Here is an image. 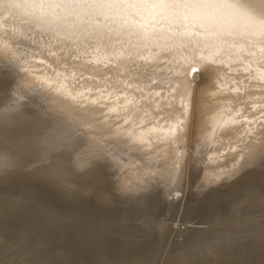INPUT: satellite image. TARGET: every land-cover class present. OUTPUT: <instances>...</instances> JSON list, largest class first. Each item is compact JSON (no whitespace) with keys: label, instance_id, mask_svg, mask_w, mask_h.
<instances>
[{"label":"bare ground","instance_id":"1","mask_svg":"<svg viewBox=\"0 0 264 264\" xmlns=\"http://www.w3.org/2000/svg\"><path fill=\"white\" fill-rule=\"evenodd\" d=\"M218 2L233 7L221 9L210 23L191 30L231 33V36L212 44L205 42L195 53L178 42L161 40L158 44L144 45L138 43L135 36L128 35L81 38L75 45L69 41L70 46L79 48L82 59L76 64L82 67H78L75 78H70L66 86L73 95L77 90L82 91V86L92 89L87 99L78 97L76 101L56 91L55 84L51 89L42 84L54 79L50 68L60 70L57 57L51 55L52 52L60 54L55 42L49 43L35 34L29 38L26 26L4 14L0 19V69L12 66L13 71L0 72V264H136L135 260L140 258L143 261L138 264L153 263L155 258H160V250L148 251L151 247L147 239L141 232L135 233L137 230L131 234L142 236L148 244L146 250L140 238L128 241L130 237L123 234L133 228V222L140 220L138 216H144L139 224L142 226L148 218L160 213L161 208L157 211L156 204L167 205L175 211L174 205L178 204L174 202L178 197L174 199V192L164 191L178 181H161L156 194L147 202L119 196L116 192L120 186H134L149 170H159L167 176L170 162L177 159V154L183 160L186 152L183 170V173L186 170L185 176L188 175L186 183L195 181V195L206 197L211 194L204 193L206 188L222 185L225 168L228 169L232 161H242L248 156L255 160L250 166L260 162L259 142L246 149L244 156L237 155L243 147L242 140L247 139L244 127L242 123L225 124L224 121L230 109L233 115L237 108L254 111L249 106L261 99L264 53L259 45L253 47L241 39L244 33L257 30L264 20L258 7L261 0ZM244 3H253L257 8L235 7ZM173 27L179 29L183 25ZM84 47H88L91 55L84 56ZM114 50L121 51L119 60L113 57ZM22 56H25L24 61L20 60ZM200 57L206 59L201 61ZM185 58L199 67L192 97L194 112L199 105V117H194L197 121L193 129L195 139L190 132L186 142L183 138L175 143L168 141L166 132L170 122L160 120L156 113L165 109L167 116L169 110L164 101H158L147 88L143 94L133 87L119 99L115 95L100 98L97 89L104 87L106 77L111 76L115 82L120 79L117 73H121L123 80L132 84L147 83L149 76L158 82L174 80L168 67H174ZM105 64L111 71L105 70ZM81 73L86 79H80ZM165 99H168L166 95ZM241 101L246 102L243 107ZM172 103L178 105V101ZM106 105L115 106L116 111H110L109 107H104ZM171 112L178 115L175 107ZM125 119L128 124L124 123ZM116 131L121 133L119 137ZM65 133L72 135L74 144L84 145L73 156L74 164L69 162ZM129 134L138 139L126 142ZM97 147L118 153L124 158L122 167L106 173L89 172V149ZM12 159L18 160L19 166L6 170L5 163ZM260 163L257 167L252 164L256 169L248 173L250 176L245 171L246 178L241 176L242 179L239 177L229 185L225 183V188L216 195L212 192V198L202 197L197 201L196 206H204L193 211L200 225L188 232L186 252L180 257L172 256L168 264H264V163ZM232 175L229 174L228 179ZM103 185L117 189L113 191ZM184 202L183 199L181 208L190 209L195 204L189 205V201L188 207ZM113 207L117 209L112 211ZM108 208L112 212L103 213ZM136 208L143 209L142 213ZM134 209L138 212L132 213ZM36 213L48 216L49 221L72 220H63L56 230L51 229V223L44 227L42 232L49 233L35 248L29 234L37 229ZM170 215L171 212L164 215L166 219L164 223L161 221V227L154 225L153 230L157 228L158 234L150 233L153 235L148 238L153 245L163 235L159 230L171 221ZM16 218L27 221L26 225H13ZM88 228L97 229L87 232ZM110 237L114 240H108ZM103 240L107 241L102 243ZM134 241H139L137 247L125 253L126 247ZM99 243L104 255L93 250ZM175 249L178 250V246Z\"/></svg>","mask_w":264,"mask_h":264},{"label":"snow or ice","instance_id":"2","mask_svg":"<svg viewBox=\"0 0 264 264\" xmlns=\"http://www.w3.org/2000/svg\"><path fill=\"white\" fill-rule=\"evenodd\" d=\"M225 7L233 6L222 4L218 0H2L0 2V19H3L6 14L7 17L14 18L26 26V34L29 35V38L35 34L46 39L49 43L55 42L54 46L60 49V54L52 52L51 55L57 57L60 70L57 71L55 67L50 68L54 79L46 80L42 84L47 85L50 89L55 84L56 91L62 92L70 100L76 101L78 97L87 99L92 89L82 86L83 90H77L73 95L66 86V82L70 78H75L78 67H82L76 64V61L82 59L79 48L70 46L69 41L75 45L81 38H102L106 35H115L119 38L128 35L135 36L138 43L144 45L158 44L161 40L178 42L195 53L205 46V42L212 44L213 41H222L231 36V33H205L191 30L192 28H202L210 23L216 14ZM235 7L255 10L257 5L244 3ZM258 7L261 17H264V0H261ZM175 24L183 25V27L177 29L173 27ZM241 39L250 42L253 47L259 45L260 51L264 53V20L257 30L244 33ZM212 46L215 47L214 44ZM88 47H84V56L91 55ZM122 48L123 44H121ZM95 51L99 52V48H96ZM120 55V50H114L113 57L116 60L120 59ZM25 56L20 57V60L24 61ZM205 59V57H200L201 61ZM104 67L106 71H111L108 64H105ZM12 71V66L0 69V72L5 74ZM168 71L175 78L174 80L169 78L166 81L158 82L149 76L147 83L137 82L136 84L126 83L122 78L123 74L117 73L120 79L114 82L111 76L106 77L104 78V87L97 90L101 99L110 98L113 95L119 99L130 88L134 87L141 94L147 88L150 94L154 93L158 101L163 100L165 107L169 110L167 116L164 115L165 109L156 113L160 120L170 122L166 132L168 141L175 143L183 138L186 142L190 132L195 139L193 129L197 121L194 117H199L198 104L195 112L193 111L194 81L191 79L199 71V67L189 58H185L184 61L177 62L174 67L169 66ZM80 79H86L83 77V73H81ZM236 90L238 91V89ZM165 95L168 99H165ZM175 101H178V105L172 103ZM93 102L99 101L94 100ZM240 103L243 107L246 102L241 101ZM104 107H109L110 111H116L115 106L106 105ZM174 107L178 115L171 112ZM249 108L255 110L249 111L248 108H245L244 111H241L237 108L233 115L230 109L228 119L224 123H242L244 127V136L247 139L242 140L243 147L239 148L237 155L244 156L246 149L259 142L260 159L264 163V74H262L261 99L254 102ZM124 123L128 124V120L125 119ZM115 135L119 137L121 133L116 131ZM135 139L138 138L129 134L126 142ZM65 147L69 149V162L74 164L73 156L80 152L84 145L74 144L72 135L65 133ZM179 155L177 154V159L173 161L167 176H163L159 170H149L144 174L143 179L134 186H120L118 191L128 199L147 202L156 194L161 181L182 182L187 153H184L183 160L179 158ZM123 159L111 149L101 147H97L95 150L89 149L88 171L106 173L113 169H119L122 167ZM193 160L195 161V156H193ZM19 163L15 159L9 160L5 163V169L19 166Z\"/></svg>","mask_w":264,"mask_h":264},{"label":"rangeland","instance_id":"3","mask_svg":"<svg viewBox=\"0 0 264 264\" xmlns=\"http://www.w3.org/2000/svg\"><path fill=\"white\" fill-rule=\"evenodd\" d=\"M196 76H197V73L192 77V80L195 82V80H196ZM202 78V77H201ZM196 83V82H195ZM194 83V84H195ZM184 149L185 150H187V147H184ZM249 155V154H248ZM258 155V154H257ZM247 157V158H246ZM255 158V157H254ZM253 158H251L250 159V157H248V156H245L244 158H243V160L242 161H232L229 165L231 166H227V168L228 169H226L225 168V171H224V174L226 175L224 178H225V180H222V181H224V182H222L221 181V186L220 185H218L217 187H210V188H206L205 190H204V193L205 192H211V194H209L208 196H202V197H205L206 199H210V198H212L213 197V195H216L217 193V191H220V189L222 190L223 188H225V183H226V185H229L230 184V182L231 183H233L234 181H238L240 178L242 179V177H245V175H247L248 173H252L256 168H254V164L255 163H252L251 164V166L253 167H251L250 166V162H253V161H255L254 159L252 160ZM235 164H234V163ZM244 162L246 163V166H243L244 165ZM260 162H261V160H260ZM260 162H257L255 165H256V167L258 166V165H260L261 163ZM233 163V164H232ZM247 163H249L248 165H247ZM259 163V164H258ZM234 165V166H233ZM237 166H238V168H237ZM243 166V167H242ZM243 168V169H241L240 170V168ZM248 167V168H247ZM250 167V168H249ZM169 168V171L171 170V168H172V162H170V167H168ZM167 168V169H168ZM186 168V167H185ZM231 168H233L232 170H231ZM252 168V169H251ZM230 169V170H229ZM240 171H239V170ZM252 171H251V170ZM254 169V170H253ZM248 170V171H247ZM241 171H243V172H241ZM247 172V174H246V172ZM186 172V170L184 171V173H183V179H182V182H180V181H178L177 183H176V187L175 186H171V187H168L167 189L168 190H166V191H164V192H169V194L171 193V192H174V199H176V197H178L177 199H176V201L174 202L175 204H178V205H174L173 203H172V206L174 205V206H176L177 207V210H176V207L174 208L175 209V211L174 210H172L173 208H170L169 209V207L167 206V205H164L163 206V204H161L162 206H160L159 207V205L158 204H156V209H157V211L159 210L160 211V209L159 208H161V211H160V213L159 212H157V215H155L154 213H152V216L153 215H155V216H153V218H151V219H147L148 221H150V220H152V221H150V223L146 220L143 224L145 225L146 223H149L148 225L146 224L145 225V227H143V224H142V226H139V224H140V222H141V220L144 218V216H143V218H142V216H140V218H139V216L137 217V219H140V220H136L135 222H133V224L131 225L133 228L132 229H130L131 228V226H129L130 228H128V229H130L129 231H127V232H124L125 234H123V235H127V237L129 238L130 237V239L128 240V238H127V240L128 241H132V239L133 238H136V239H139L140 238V241L142 240V242H143V244L141 243V245H143V247L145 246V245H147L148 246V244L150 245V246H148V247H151L150 249L148 248V247H146L145 248V250L147 249L148 251H152L151 253H154V251H156V250H160V258H161V261H160V258H159V256L157 257V258H159V259H157V258H155V259H157L158 261L156 262L155 261V259L153 260V263H152V261H151V263H149V264H168V262H169V260L170 259H172L173 257L172 256H174V255H177V257H180V256H182L185 252H186V245H185V242H186V239H187V236H188V232H190V231H192L193 229H195V226L197 225H200V223L198 224L197 223V221H195V219H194V217H193V211L194 210H196V209H200V208H202V207H204L203 205H197L196 206V204L198 203L197 201H199V200H201L200 198H202L201 196L199 197V196H196L195 195V193H194V191H195V188H194V185H195V181H191V182H189V183H186V179H188L187 178V176L188 175H186L185 176V173ZM235 173V174H234ZM237 173L238 174H240V175H237ZM188 174V173H187ZM229 174H233L232 176H229L230 178V180L228 179V175ZM243 174V175H242ZM235 175V176H234ZM237 175V176H236ZM251 175H253V174H251ZM242 176V177H241ZM248 176H250L249 174H248ZM186 177V178H185ZM232 177V178H231ZM240 177V178H239ZM228 180H227V179ZM237 178H239V179H237ZM246 178V177H245ZM226 181V182H225ZM188 182V181H187ZM190 183H192L191 185H189ZM236 183V182H235ZM224 185V186H223ZM180 186V187H179ZM103 187L104 188H111L113 191L115 190V189H117V188H115V187H109L108 185H103ZM186 187V188H185ZM115 188V189H114ZM170 188V189H169ZM176 188V189H175ZM212 188H213V191H211L212 190ZM189 189H190V191H189ZM208 189H210V190H208ZM218 189V190H217ZM176 190V191H175ZM216 190V191H215ZM116 191V190H115ZM171 191V192H170ZM118 192V193H117ZM117 192H116V194H118L119 196L120 195H123L120 191H118L117 190ZM191 192V193H190ZM212 192L214 193L213 195H212ZM115 193V192H114ZM120 193V194H119ZM212 195V196H211ZM123 197H125L124 195H123ZM180 197V198H179ZM187 197V199H185ZM196 197V198H195ZM209 197V198H208ZM195 199V200H193V199ZM183 199L185 200V202L187 203V205H188V203H189V201H190V203H189V205L190 204H192L193 202H195V204H192L193 205V207H192V205H191V207L188 205V207H190V209H188V208H186V207H183V208H181V205H182V203H183ZM190 199V200H189ZM196 199H198V200H196ZM180 200V201H179ZM182 202V203H181ZM184 202V203H185ZM185 203V204H186ZM169 204V203H168ZM181 204V205H180ZM165 206H166V208H167V210H166V208H165ZM173 206V207H174ZM179 206V207H178ZM153 208L155 207V205H153L152 206ZM152 208V209H153ZM164 208V209H163ZM179 208L181 209V210H179ZM185 208V209H184ZM193 208V209H192ZM112 209V211L113 210H116L117 208H111ZM111 209L109 210V208L107 209V210H105L106 212H103V213H111L112 211H111ZM118 209H119V207H118ZM137 210H139L140 212H138L137 210V212L138 213H142V211H143V209L142 210H140L139 208H136ZM109 210V211H108ZM147 210V209H146ZM166 210V211H165ZM186 210V211H185ZM129 211H131V210H129ZM137 213L136 211H135V209L134 210H132V213ZM163 211H165V213L167 214L168 213V215L170 214V212H171V215H170V218L169 219H171V221H169V223H167V225L165 226V227H163V229L165 230V231H163V229H161V230H159L160 229V227H161V224H163L164 222V220L166 219V217H164V215H166V214H164V212ZM169 211V212H168ZM177 211V212H176ZM186 212H188V214L186 213ZM107 213V214H108ZM160 215H159V214ZM34 215H36V220H37V224H36V230L35 231H32L30 234H29V237L30 238H32L33 239V245H34V247L36 248L37 246H39V245H41V243L43 242V239H44V237H46V235L49 233V231H47V232H42L43 231V229H44V227H46L48 224H50L51 223V229H58V226H60L59 224H61V223H63L64 221L65 222H67V221H70V219L71 218H69V219H62V220H60V218H56V219H54V220H52V221H49L50 220V218L48 217V216H43L42 214H40V213H36V214H34ZM164 217V218H163ZM264 219V218H263ZM64 220V221H63ZM72 220V219H71ZM161 221L163 222V223H161ZM26 222L27 221H24V220H22V221H20V219L19 218H16V223H14L13 225H15V226H25L26 225ZM91 221H89V223H90ZM153 222H155V224L153 223ZM88 223V224H89ZM134 223H136V224H134ZM138 223V224H137ZM153 225H152V224ZM197 223V224H196ZM43 224V225H42ZM137 228H135L134 226ZM154 225L155 226H158V225H160V227H158V230H159V232H161V233H163V235L162 236H159L158 237V240H156L157 242H156V244L154 243V245L151 243L152 241H150L149 239H151L150 238V236L151 235H153V234H150V233H154L155 235H157L158 233H157V228H156V230H153V228H154ZM96 227V226H95ZM139 227L142 229L141 231H140V229H139ZM146 227H148V228H146ZM97 228H88L86 231L88 232V231H94L95 232V230H96ZM139 229V230H138ZM147 229H150V230H148L147 231ZM137 230V231H136ZM136 231V232H135ZM141 232L140 234H142V236L144 235V239L146 240V243H148V244H145V240L143 239V238H141L142 236H139V238L137 237L138 235L136 234V237H135V235L134 236H132V234L131 233H133V232H135V233H137V232ZM147 231V232H146ZM155 231V232H154ZM86 232V233H87ZM138 232V233H139ZM145 232V233H144ZM71 235L73 234V233H70ZM134 234V233H133ZM160 234V233H159ZM183 234V235H182ZM184 234H186V235H184ZM7 235H8V233H7ZM9 235H11V233L9 234ZM129 235H131L132 236V238H131V236H129ZM161 235V234H160ZM149 236V237H148ZM183 236H185V237H183ZM36 238V239H35ZM149 238V239H148ZM186 238V239H185ZM108 240H114V238L112 239V237H110ZM105 241H107V240H103L102 241V243L103 242H105ZM102 243H99L98 245H95V248L93 249V250H96V251H99V253H100V255H104V250H103V248L101 247V248H99V246H102ZM134 243H135V241H134ZM134 243H132L130 246H127L126 247V251H125V253H130L131 251H133L134 249H135V247H137V245H136V243H139V241L137 242L136 241V243H135V245H134ZM151 245H153V246H151ZM97 246V247H96ZM175 246H178V250H176L175 249ZM153 247V248H152ZM99 248V249H98ZM117 251H119L118 249H117ZM169 256H171V258H169L168 259V257ZM75 257V256H74ZM166 259H168V260H166ZM143 261V259L142 258H140L139 260L138 259H136L135 260V263L136 264H138L137 262L138 261ZM143 264V263H142Z\"/></svg>","mask_w":264,"mask_h":264}]
</instances>
